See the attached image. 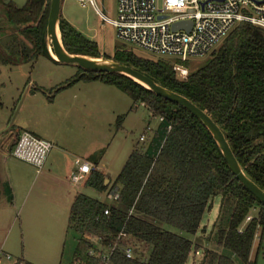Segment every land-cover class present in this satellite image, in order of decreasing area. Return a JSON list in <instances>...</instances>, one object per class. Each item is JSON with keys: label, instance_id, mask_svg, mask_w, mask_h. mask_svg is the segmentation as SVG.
Here are the masks:
<instances>
[{"label": "trees", "instance_id": "trees-1", "mask_svg": "<svg viewBox=\"0 0 264 264\" xmlns=\"http://www.w3.org/2000/svg\"><path fill=\"white\" fill-rule=\"evenodd\" d=\"M27 2L21 11L7 6L6 18L14 31L0 37V66L32 64L41 56L56 63L47 47L51 0ZM59 27L69 54L101 58L100 44L62 16ZM221 45L185 80L178 78L174 65L188 69L189 62L145 58L125 45L115 47L111 60L137 70L206 111L223 132L244 173L264 191V30L240 23ZM81 81L116 87L135 106L146 107L159 123L147 140L139 139L113 183L106 185L108 177L96 169L86 181V187L100 194L117 189L118 201L75 196L67 224V232H72L76 241L73 260L85 258L91 246L86 237L113 245L125 231L144 244L146 253H137L134 260L117 254L114 264H187L194 243L163 225L195 236L204 216L213 210L214 200L220 198L214 224L219 247L231 252L237 264H256L251 254L258 236L256 258L262 249L264 205L235 178L201 122L124 76L77 68L76 75L56 91ZM107 210L109 215H104ZM201 264L236 263L216 251H205Z\"/></svg>", "mask_w": 264, "mask_h": 264}, {"label": "rangeland", "instance_id": "rangeland-1", "mask_svg": "<svg viewBox=\"0 0 264 264\" xmlns=\"http://www.w3.org/2000/svg\"><path fill=\"white\" fill-rule=\"evenodd\" d=\"M97 1L100 7H102V3L104 4L106 15L110 19H116L117 0ZM158 5L161 6V0ZM7 11V6L4 5L3 0H0V37L14 31L7 21ZM61 15L78 32L100 44L101 56L104 53L107 58L112 59L115 47L125 45L139 56L158 58L122 42L117 37L115 28L110 25L103 27L102 21L89 5L83 8L75 0H62ZM221 46L220 44L217 50ZM210 56L211 54L204 58L189 60L188 72L203 67ZM76 73V66L54 63L44 56L32 64L0 66V105L2 106L0 108V129L5 127L7 130L5 133H8L10 129V126L7 127L8 123L11 125L16 123L15 119L26 121L29 118L28 112L24 110L27 98L23 101L28 93L29 80H35L40 87L51 91V88L59 86L58 84L67 81ZM78 86L81 88L89 86L91 101L99 106L97 113L100 111L104 116L102 120L98 116L93 118L95 133L92 132L90 140L95 143L89 144V150L97 158L101 155V160H103L98 163L101 166L105 165L103 169L108 177L107 180L114 181L122 171L140 137L151 136L152 132L156 130L159 120L153 118L150 111L141 104L135 106L133 101L116 87L104 85L100 81H83ZM120 117H123L122 121H119ZM19 133L13 134V145L18 139ZM71 136H76V134ZM101 145L104 146L100 147ZM12 151L9 150L7 153L9 169L20 172L26 182L22 184L21 192H18V198L15 200L17 208L9 205L10 212L7 219L0 223V251L11 255L12 259L9 264H16L19 260L22 262L21 264H69L76 247L72 232L66 233L69 215L67 216L65 209L51 202L49 198H46L43 203L37 204L36 213L30 211V208L36 204L34 199L39 193L38 178L42 175H40L41 173L37 174V170L31 165L13 157ZM76 189L77 192L87 197L108 202L106 194L103 196L88 187L78 186ZM29 195L31 197L28 205L21 207V203ZM64 207L67 208L65 205ZM219 207L220 198H217L213 202V210L204 216L202 227L195 236L163 225L169 232L194 243L195 248L187 264H201L205 251H216L229 257L236 264L239 263L231 252L219 247L217 243L214 224L218 217ZM258 242L259 236L254 244L251 261H255L256 264H264V240L260 254L256 258ZM138 248L139 253H146L145 247L138 246ZM198 252L200 254H197ZM23 254H25L26 258L23 259L26 262L22 260Z\"/></svg>", "mask_w": 264, "mask_h": 264}, {"label": "built area", "instance_id": "built-area-1", "mask_svg": "<svg viewBox=\"0 0 264 264\" xmlns=\"http://www.w3.org/2000/svg\"><path fill=\"white\" fill-rule=\"evenodd\" d=\"M83 8L89 5L103 25L115 28L117 37L137 50L172 61L188 62L210 55L240 23H247L264 30V0H117L116 19H110L104 4L97 0H75ZM191 23L190 31H174L178 23ZM179 79L188 77V70L174 65ZM162 121V119L160 120ZM146 136L140 137L144 141ZM54 146L52 143L22 131L18 135L12 156L37 170L43 171L47 158ZM76 171L70 177L73 186L86 183L93 171V165L77 160ZM110 202L119 199V192L111 188L106 193ZM132 213V211H131ZM104 215H109L105 211ZM251 217L247 218L250 221ZM90 248L84 259H74L69 264H114L117 254L126 260H134L144 247L128 233H119L113 245H104L100 238L86 237ZM134 244V245H133ZM136 244V245H135ZM12 257L0 252V264L10 262Z\"/></svg>", "mask_w": 264, "mask_h": 264}, {"label": "crops", "instance_id": "crops-1", "mask_svg": "<svg viewBox=\"0 0 264 264\" xmlns=\"http://www.w3.org/2000/svg\"><path fill=\"white\" fill-rule=\"evenodd\" d=\"M67 81L60 84L63 85ZM81 82L56 91L61 86L58 84L59 86L51 88L50 91L40 87L35 80H29L28 93L23 99L24 101L27 98L24 110L28 112L29 118L26 121L15 119L16 123L11 125L8 123L7 127L10 126L8 133H5L7 131L5 127V129H0V223L6 221L10 212L9 205L17 208V201L15 200L18 198V192H21L22 184L26 182L25 177L20 172L9 169L8 166L9 155L7 153L15 147L12 144L14 133L27 131L54 146L40 174L42 176L38 178L39 193L34 199L36 204L30 208L31 212L36 213L37 204L43 203L46 198H49L51 202L65 209L67 216L69 215L75 196L80 194L76 189L78 186H73L70 181V177L77 169V160L91 163L94 169L105 175L103 169L105 165L101 166L98 163L103 160H101V155L97 158L89 150V144L95 143V141L90 140L92 132L95 133L93 118L98 116L102 120L104 116L100 111L97 113L99 106L91 101L89 86L77 87ZM73 134L76 136L70 137ZM109 181L114 182L111 179ZM81 187L86 186L84 184ZM102 195L104 196V194ZM30 197L31 195L26 197V200L21 203V207L28 205ZM67 224L68 221L66 226ZM6 254L10 255L9 253ZM23 258H26L25 254L22 255V260L26 262ZM21 263L19 260L16 264Z\"/></svg>", "mask_w": 264, "mask_h": 264}, {"label": "water", "instance_id": "water-1", "mask_svg": "<svg viewBox=\"0 0 264 264\" xmlns=\"http://www.w3.org/2000/svg\"><path fill=\"white\" fill-rule=\"evenodd\" d=\"M3 3L5 6L14 5L18 10L21 11L27 6L28 2L27 0H3ZM61 14L62 0H51L46 29L47 47L51 58L56 63L76 66L77 68H80L86 72H93L96 74L124 76L142 86L143 88L149 90L156 96L187 110L199 122H201V124L214 138L223 157L227 162L230 171L235 176V178L264 205V191L244 173L223 132L206 111H203L182 95L163 88L162 86L155 83L152 79L138 72L137 70L107 58L104 53L102 54L101 58H90L86 56L69 54L65 50L61 40L59 27L60 19L62 16ZM103 27H105V25H103ZM190 28L191 23L188 22L178 23L173 26L174 31L186 30L187 32H189ZM50 46L53 47L57 59L53 58L50 51ZM108 183L109 180H106L105 184Z\"/></svg>", "mask_w": 264, "mask_h": 264}, {"label": "bare ground", "instance_id": "bare-ground-1", "mask_svg": "<svg viewBox=\"0 0 264 264\" xmlns=\"http://www.w3.org/2000/svg\"><path fill=\"white\" fill-rule=\"evenodd\" d=\"M50 51H51V54H52L53 58H54V59H57V58H56V55H55V52H54V49H53L52 46H50Z\"/></svg>", "mask_w": 264, "mask_h": 264}]
</instances>
